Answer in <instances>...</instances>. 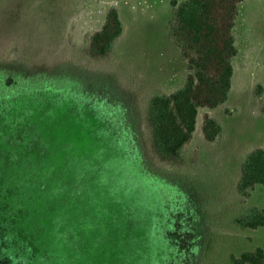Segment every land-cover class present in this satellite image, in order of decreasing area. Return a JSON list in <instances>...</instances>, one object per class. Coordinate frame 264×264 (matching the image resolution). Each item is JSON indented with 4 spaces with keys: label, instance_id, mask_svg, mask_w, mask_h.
Wrapping results in <instances>:
<instances>
[{
    "label": "rangeland",
    "instance_id": "1",
    "mask_svg": "<svg viewBox=\"0 0 264 264\" xmlns=\"http://www.w3.org/2000/svg\"><path fill=\"white\" fill-rule=\"evenodd\" d=\"M172 2L0 0V59L50 84L28 102L31 116L0 119V264H230L264 250V227L233 223L264 209V185L247 199L237 190L243 162L264 149V0L239 7L228 100L200 109L181 160L168 164L153 154L146 111L188 74ZM112 8L124 33L113 54L90 57L87 37ZM207 116L222 128L214 142Z\"/></svg>",
    "mask_w": 264,
    "mask_h": 264
},
{
    "label": "trees",
    "instance_id": "2",
    "mask_svg": "<svg viewBox=\"0 0 264 264\" xmlns=\"http://www.w3.org/2000/svg\"><path fill=\"white\" fill-rule=\"evenodd\" d=\"M244 0H173L175 21L171 35L187 62V78L183 87L172 94L154 95L148 104L146 122L150 146L159 162L174 164L181 160L185 147L196 132L200 109L214 110L229 98L234 76V59L238 56L235 29L239 7ZM124 26L117 9L108 11L99 31L87 37L88 52L93 58L113 54ZM13 56L0 59V119L9 120L20 113L15 123L32 115L28 102L47 93L45 72H30ZM264 88L257 87V95ZM264 112V108L262 109ZM220 124L207 116L203 133L214 142L221 134ZM264 185V149L252 151L241 166L237 190L241 197ZM234 226L256 230L264 227V209L250 207L234 219ZM6 262L12 259L9 253ZM230 264H264V250L231 255Z\"/></svg>",
    "mask_w": 264,
    "mask_h": 264
}]
</instances>
